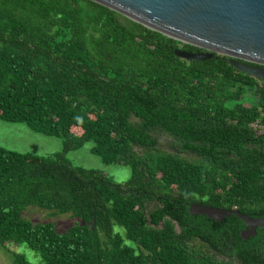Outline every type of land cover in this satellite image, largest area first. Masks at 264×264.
Segmentation results:
<instances>
[{
    "label": "trees",
    "instance_id": "trees-1",
    "mask_svg": "<svg viewBox=\"0 0 264 264\" xmlns=\"http://www.w3.org/2000/svg\"><path fill=\"white\" fill-rule=\"evenodd\" d=\"M175 50L200 51L89 0H0V120L63 140L48 158L0 147L11 264L30 263L7 243L39 264H264V230L241 240L234 216L187 213L264 217V81L227 57L185 61ZM85 143L129 178L71 166L65 154ZM29 207L73 224L32 223Z\"/></svg>",
    "mask_w": 264,
    "mask_h": 264
},
{
    "label": "water",
    "instance_id": "water-1",
    "mask_svg": "<svg viewBox=\"0 0 264 264\" xmlns=\"http://www.w3.org/2000/svg\"><path fill=\"white\" fill-rule=\"evenodd\" d=\"M142 27L199 52L175 50L185 61H204L213 54L228 58L234 70L264 81V0H89ZM245 63L252 64L247 66ZM189 215L215 223L230 215L239 219L241 240L264 230V217L251 218L236 209L189 204Z\"/></svg>",
    "mask_w": 264,
    "mask_h": 264
},
{
    "label": "rangeland",
    "instance_id": "rangeland-1",
    "mask_svg": "<svg viewBox=\"0 0 264 264\" xmlns=\"http://www.w3.org/2000/svg\"><path fill=\"white\" fill-rule=\"evenodd\" d=\"M249 102H251V99L243 101L244 106H247ZM158 141L160 148L166 150L163 148L167 140L159 138ZM62 142L63 140L60 137L34 133L25 124L7 123L0 120V147L7 151L48 158L61 152ZM90 148L91 143H85L82 147L69 151L64 157L71 166L98 171L116 183L123 184L129 178L128 168L120 165H103L98 157L90 153ZM22 216L32 223H50L54 225L57 232H63L73 224V219L68 216H51L45 211L32 207L27 208ZM5 247L24 255L30 264H39V257L25 245L7 243ZM0 264H11L8 254L3 248H0Z\"/></svg>",
    "mask_w": 264,
    "mask_h": 264
},
{
    "label": "built area",
    "instance_id": "built-area-1",
    "mask_svg": "<svg viewBox=\"0 0 264 264\" xmlns=\"http://www.w3.org/2000/svg\"><path fill=\"white\" fill-rule=\"evenodd\" d=\"M251 127H252L253 129H255V130H259L258 132L261 131V128H260L259 126H257V125L251 124Z\"/></svg>",
    "mask_w": 264,
    "mask_h": 264
},
{
    "label": "flooded vegetation",
    "instance_id": "flooded-vegetation-1",
    "mask_svg": "<svg viewBox=\"0 0 264 264\" xmlns=\"http://www.w3.org/2000/svg\"><path fill=\"white\" fill-rule=\"evenodd\" d=\"M258 133H260V132H258ZM256 230V229H255Z\"/></svg>",
    "mask_w": 264,
    "mask_h": 264
}]
</instances>
